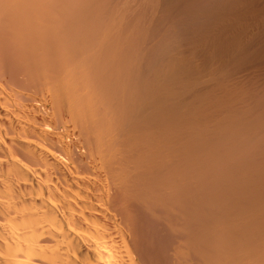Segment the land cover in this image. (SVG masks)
I'll return each mask as SVG.
<instances>
[{"label":"bare ground","instance_id":"1","mask_svg":"<svg viewBox=\"0 0 264 264\" xmlns=\"http://www.w3.org/2000/svg\"><path fill=\"white\" fill-rule=\"evenodd\" d=\"M262 21L0 0V264H264Z\"/></svg>","mask_w":264,"mask_h":264},{"label":"rangeland","instance_id":"2","mask_svg":"<svg viewBox=\"0 0 264 264\" xmlns=\"http://www.w3.org/2000/svg\"><path fill=\"white\" fill-rule=\"evenodd\" d=\"M250 25H251V23H250ZM249 25V26H250ZM255 26L254 25H251L250 27H249V31L251 32V31H256V30H258V28L257 27H259V30H263V32H264V21H262V22H259L257 25H256V28H254ZM248 31V32H249ZM262 63H263V65H261L260 64V67H262V68H264L263 66H264V61H262Z\"/></svg>","mask_w":264,"mask_h":264}]
</instances>
